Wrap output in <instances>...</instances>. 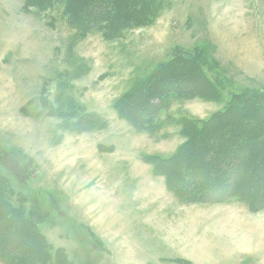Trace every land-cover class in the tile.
<instances>
[{
    "label": "rangeland",
    "instance_id": "374dc122",
    "mask_svg": "<svg viewBox=\"0 0 264 264\" xmlns=\"http://www.w3.org/2000/svg\"><path fill=\"white\" fill-rule=\"evenodd\" d=\"M75 1L0 0V225L29 227L36 244L5 248L0 235V264H264V199L187 202L155 169L233 93L264 95V0H146L142 22L114 31L115 0ZM175 58L190 68L163 80ZM193 67L217 99L178 94L203 85ZM152 88L168 91L161 124L116 113L119 102L145 115ZM248 109L217 138L239 132L254 172L244 181L264 182V132L244 134L258 126ZM201 144L183 154L198 161Z\"/></svg>",
    "mask_w": 264,
    "mask_h": 264
},
{
    "label": "trees",
    "instance_id": "16d2710c",
    "mask_svg": "<svg viewBox=\"0 0 264 264\" xmlns=\"http://www.w3.org/2000/svg\"><path fill=\"white\" fill-rule=\"evenodd\" d=\"M128 1L129 5L127 6V10L122 13L120 12V9H118V7L119 5L122 7L123 4H120L119 0H115V5L119 4L116 6V13L123 15L118 16L117 14L114 17L115 21L111 26V29L113 31L118 27L129 24L128 22L132 20L136 22H142L144 18V12L149 10L150 5L148 4L149 2H145L146 0ZM75 3L77 7V0L75 1ZM190 60L193 61L192 58H190ZM183 63L184 62L181 58L171 59L169 62L167 61L166 63H164V68L166 70H164L163 72H161L160 70L161 74L163 73L161 75L162 79L168 80L169 77L177 75L175 73L177 72V68H180L181 70L187 68V66H189L190 68V65H183ZM191 70L192 65L188 73L191 72ZM193 73H198L199 77L203 78V85H199L194 81L189 89H185L183 92L181 91L178 94L180 96H187V94L189 96H192V94L199 93L201 96H203L202 93L204 92L205 95L211 96L213 97V99H217V97L221 94V91L219 89L213 90L215 88L210 87L211 85H213V83L211 82L212 80L209 81L207 79L206 82L205 77H203L205 76V73H202V71L196 72L195 67H193ZM178 81L181 82L180 80ZM152 86H154V84ZM159 87H161V85ZM151 90L149 91V94H147V97L149 98L146 99L145 97H143V99L141 98L138 100V103H141L140 105H143L146 109L145 115H141L139 117L138 114L135 115L134 112L132 113V111H130L127 106L124 107L122 106V104L119 105V102L114 105L116 113H118L121 117H124L125 120L129 121L128 123H130L131 126L137 125L139 128H141L143 125L145 127L143 128L144 130L154 128L158 123L161 124L159 113L164 107V104L167 102V100H165V96H163L164 94L162 95V93H166L168 91L164 92V89L161 92V90L159 89L158 95H154L155 90H153V88ZM208 91L212 92L214 95L211 93H207ZM173 92L175 91H172L171 93ZM160 95H162L163 98H160ZM174 95L176 96V94ZM204 97L207 96H203V98ZM244 106L249 107V109L247 110V116L249 119H251V117H254V120H256V118L259 116L257 122H254L258 123L257 127L259 128L255 127L256 124H253V122L251 121L250 126L246 124V129L243 131L244 134L248 133L247 130H250L251 133H260L261 130H263L264 132V95L244 91L235 92L231 95V98L224 110H220L213 114H210L211 116H209L206 120L204 119L200 125H186L190 128H195L189 129L191 130V132H188L189 137L185 141V144L180 147L178 151L173 155L160 157L161 160L157 161L158 167L155 168L157 170L156 173L164 176L166 186L168 187V189H171L180 200L184 199V201L187 202H208L210 200H213V197L215 198V201H221L232 197L235 199L246 201L247 203L253 202V200H257L256 202L259 203L264 199V182L262 177H253V183L244 181L247 174V172H245V169L250 170L248 171L250 173H252L253 171H251L252 167L249 166V164L247 165V161L245 160L247 152H244L245 157H241L238 154L240 150V142L243 139V137L240 136V133L235 132V130L233 129H230L231 134L226 137L224 136V138L221 139L217 138L219 134L216 132L218 130L220 132H223L222 126L226 125V119L229 117V115L234 121H236L235 119L241 120L240 115L242 114L241 111H243L245 108ZM238 108L241 111L237 110L234 113L233 109ZM156 112L157 116L155 117ZM96 116L97 115H95L94 118H96ZM97 118H99V116H97ZM75 123H80V121L77 120L75 121ZM78 127L81 126L78 125ZM230 130L228 129V131ZM205 134L207 136L203 137ZM196 140L202 143L199 148H196V150L201 155L198 161L195 160L194 156L192 155L185 156L184 154L186 153L183 154V149L187 146H191L192 143ZM180 155H183V158L179 161L178 159ZM207 155L211 156L210 161L206 159ZM240 161L241 170L239 172V170L236 168L240 164ZM233 169L237 171L238 175L234 177V179L230 180L233 185L232 187L228 188L227 185L229 183H226L225 178H227V175L230 174ZM189 177H191V180L189 179ZM253 188L256 191H251ZM4 210H6V203L4 201H1L0 190V217L2 213L4 214ZM2 226L0 225V235L2 236L1 238L3 239L5 248H11L12 246H14L17 249H28V246L23 244L25 240H29L30 242L33 241L31 245H33V243L34 245H36L34 235L31 233V229L29 230V227L23 228L19 226V230L21 232L18 231L19 234L17 235L15 231L11 230V226H9L8 224L4 228H2Z\"/></svg>",
    "mask_w": 264,
    "mask_h": 264
}]
</instances>
